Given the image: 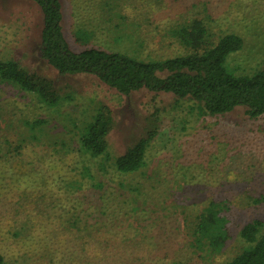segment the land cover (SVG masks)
<instances>
[{
	"label": "rangeland",
	"instance_id": "374dc122",
	"mask_svg": "<svg viewBox=\"0 0 264 264\" xmlns=\"http://www.w3.org/2000/svg\"><path fill=\"white\" fill-rule=\"evenodd\" d=\"M60 1L62 27L75 51L99 46L128 54L137 48L136 55L143 59L187 52L161 34L158 40L137 47L126 33L114 40L107 37L111 31L104 28L98 30L101 38L85 40L87 37L83 36L81 40L85 41L81 42L73 31L78 17L84 21V16H89L85 7L91 9L93 0ZM123 1L127 10L121 12L130 20L125 29L120 28L124 32L130 29L135 37L139 36L145 31V9H136L134 0ZM198 1L205 3L202 16L215 36L223 29L244 38L243 48L228 60L231 70L236 74H251L261 68L264 0H168L167 9L175 18L178 13L183 18L193 8L194 14L199 15L200 6L192 4ZM139 12L143 15L137 16ZM42 16L33 0H0V60L14 59L46 74L61 89V94L71 95V98H66L59 106H49L34 94L0 83V137L3 133L6 135L11 120L16 121L17 136L20 137L21 132L29 136L27 150L35 147L33 152L25 150L22 160L39 167L29 170L22 163L12 174L32 180L44 177L56 181L53 187L48 186L49 198L45 202L39 198L34 202L38 204L40 215L60 213L63 219L70 218L60 221L64 224L59 228L67 232L68 250L65 248L64 254L54 252L51 264H223L240 252L243 247L240 226L254 218H264V114L250 118L245 107H236L222 116L203 115L192 107L191 101L177 99L170 92L142 89L125 95L94 75H60L39 54ZM130 22L133 24L129 25ZM101 103L110 107L115 120L108 138L110 160L124 153L145 134L151 123L159 128L146 150L145 165L138 171L118 174L112 167L100 170L99 160L90 161L80 150L78 133L82 128L79 127L92 118ZM24 119L44 121L36 127V133L33 131L35 136L21 124ZM56 140H63L66 147L54 152L50 143ZM84 166L90 167L92 179L84 175ZM1 168L0 175H6L8 168ZM95 177L102 182L100 189L92 185ZM74 180L81 181L78 190L67 183ZM123 180L127 181L126 186L136 187V194V191H145L140 196L145 202L110 204L114 200L112 194L120 190L118 181ZM154 180L160 182L156 188H151ZM133 193L127 189L125 197ZM249 195L260 198L261 202L249 204ZM212 198H221L227 212L233 215L230 237L220 251L213 253L198 250L191 242L195 215ZM103 199L108 204L104 207L106 212L98 209ZM13 203H0V211L8 210ZM73 209L78 212L76 219L68 214ZM2 250L7 264H24L13 246L7 244Z\"/></svg>",
	"mask_w": 264,
	"mask_h": 264
},
{
	"label": "trees",
	"instance_id": "16d2710c",
	"mask_svg": "<svg viewBox=\"0 0 264 264\" xmlns=\"http://www.w3.org/2000/svg\"><path fill=\"white\" fill-rule=\"evenodd\" d=\"M33 1L39 6L43 15L40 57L60 75H94L107 86L125 95L142 89L170 92L177 99L191 101L192 107L203 115L222 116L236 107H245V112L250 118H257L264 114V61L262 67L260 66L261 68L251 74H236L231 70L228 60L243 48L244 38L236 32L223 29H220L215 36L202 16L201 9L204 10L205 5L203 1L192 3L193 6H196L194 4L200 6L199 15L194 14L193 8L190 12L187 11L189 14L183 18H180L179 13L178 18H175L167 9L168 0H134L136 9H145V31H143L145 34L140 32L136 37L130 29L127 28L128 32H124L120 28L122 26L125 29L130 20L129 16L121 12L127 10L123 0H93L92 6H89L93 13L91 9L85 7L89 16L87 18L84 16V21L78 17L73 31L75 38L81 42L90 38H101L98 30L104 28L108 32L111 31L109 36H107L108 33L105 36L114 40H117L122 33H126L137 47L149 41L158 40L161 34L187 51L170 57H147L146 59L136 55L137 48H133L135 54H126L116 49L99 46L85 47L79 51L73 50L62 27L61 1ZM97 12L100 15L96 16ZM138 15L143 14L139 12ZM130 24L133 23L130 22ZM136 24L139 23L136 22ZM148 26L151 27L149 30L146 29ZM113 32L115 35L112 34ZM83 36L87 39L81 40ZM0 83H8L34 94L40 102L49 106H59L63 101L71 98V95L61 94V89L56 86L52 78L14 59L0 60ZM11 121L5 130L6 135L4 136L3 133V137H0V174L1 167L8 168L6 175H0V203L14 202V205L7 208L8 210L0 211V217L6 218H0V264H7L2 250L7 244L13 246V251L22 257L24 264L27 262L51 264L54 252L64 254L65 248L66 251L68 250L67 232H62L59 228L64 224L60 221H69L70 218L63 219L60 213L40 215L38 204L34 203L38 201V198L42 199V202L49 198L48 186L53 187L54 183L56 184L55 180H47L44 177L32 180L12 174L11 171L14 169L15 173V169L21 167L22 163L29 170H35L39 166H30L22 160L25 150L29 148L26 146L29 136L24 132L19 133L20 137L17 136L18 126L16 121ZM43 122L41 119L33 121L24 119L21 124L28 127V133H31V136H35L33 131L36 133V127ZM114 124L112 110L101 103L92 118L79 127V129L82 128L78 133L79 148L90 157V161L99 160L96 162L100 170L104 171L112 167L118 174L134 173L145 165L146 150L156 137L159 128L155 127L156 123H151V127L146 129L145 134L126 148L124 153L110 160L108 138ZM13 136L17 138H12ZM50 145L54 147V152L66 147L63 140H56ZM34 149L35 147L27 152H33ZM16 158L17 162H14ZM83 168L86 171L84 175L88 174L92 179L94 175L90 173V167ZM78 182L81 183L77 180L67 183L72 186L71 188L78 190ZM118 182L120 190L112 194L114 200L110 204L118 206L120 201L127 204L137 200L145 202L144 197H140L141 192L144 194L145 191H136L138 193L136 194L134 190L136 187L126 186L127 181L124 180ZM158 182L160 181L154 180L151 188H156ZM92 185L100 189L102 182L95 177ZM39 188L42 190L36 191ZM127 189L134 193L125 197ZM247 198L248 203L252 205L261 202L260 198L251 197V195ZM106 205H108L106 199H103L98 209L106 212L104 208ZM203 206L202 211L195 215V222H192L191 242L198 250L218 252L230 237L233 215L227 212L221 198H212ZM70 213L74 219L77 218V211L73 209L68 214ZM56 218L59 220L57 221ZM59 231H61L60 235ZM239 235L243 243L242 250L223 264H264V218L257 217L244 222L240 226ZM49 243L52 244L48 245ZM39 246H43L42 249Z\"/></svg>",
	"mask_w": 264,
	"mask_h": 264
}]
</instances>
